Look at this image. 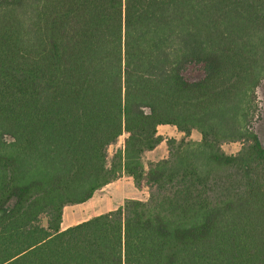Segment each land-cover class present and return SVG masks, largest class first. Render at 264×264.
I'll return each instance as SVG.
<instances>
[{"label":"trees","instance_id":"trees-1","mask_svg":"<svg viewBox=\"0 0 264 264\" xmlns=\"http://www.w3.org/2000/svg\"><path fill=\"white\" fill-rule=\"evenodd\" d=\"M263 83L264 0H0V264H264Z\"/></svg>","mask_w":264,"mask_h":264},{"label":"rangeland","instance_id":"rangeland-1","mask_svg":"<svg viewBox=\"0 0 264 264\" xmlns=\"http://www.w3.org/2000/svg\"><path fill=\"white\" fill-rule=\"evenodd\" d=\"M257 98H258V120L255 124V131L258 134L261 140V143L264 147V83L261 84L257 90ZM159 135H161L164 138V141L156 150H154L153 152H149L145 155L146 163L156 162V161L167 158L168 157L167 141L170 139H177L180 141L183 138V135L179 133L175 127L167 126V125L159 127ZM126 138H127V135H123L120 138L117 145L110 148L109 162L113 160L114 156L116 155L118 151L124 148ZM190 140L194 142H200L201 141L200 133L198 131H194ZM241 147L242 145L240 143H234V144H226L224 145L223 148L227 153L231 154V153L239 152L241 150ZM135 196L138 197L140 200H147L150 196V190L148 186L146 184H143L140 188L136 187ZM102 211H104V209ZM86 212L87 211L85 210L83 211L75 210L74 213H71V214L69 213V215L67 213L66 218H68V216L80 215L82 213L85 214ZM89 218H90V215L85 214L81 218H79L78 221L87 220Z\"/></svg>","mask_w":264,"mask_h":264},{"label":"crops","instance_id":"crops-1","mask_svg":"<svg viewBox=\"0 0 264 264\" xmlns=\"http://www.w3.org/2000/svg\"><path fill=\"white\" fill-rule=\"evenodd\" d=\"M135 191L136 185L134 181L127 176H123L119 180L107 185L102 190L98 191L88 202L80 205L66 207L64 210L62 229L66 230L69 227L78 225L99 215L117 210L123 207L127 200H140L135 196ZM103 209L104 211H102ZM75 210L87 211L85 214L90 215V218L87 220L78 221L79 218L85 215L84 213L80 215L68 216V218H66L67 213L69 215V213H74Z\"/></svg>","mask_w":264,"mask_h":264}]
</instances>
